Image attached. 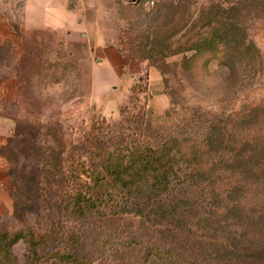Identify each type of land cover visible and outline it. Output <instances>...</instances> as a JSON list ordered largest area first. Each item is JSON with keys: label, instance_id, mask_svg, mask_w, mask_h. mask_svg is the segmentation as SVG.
<instances>
[{"label": "rangeland", "instance_id": "1", "mask_svg": "<svg viewBox=\"0 0 264 264\" xmlns=\"http://www.w3.org/2000/svg\"><path fill=\"white\" fill-rule=\"evenodd\" d=\"M0 1L5 13L9 9L21 40L18 50L11 44L0 45V79L17 81L16 96L0 100V116L11 122L0 146L4 168L0 172V231L12 234L21 227L13 217L11 182L42 168L32 148L39 146L49 154L59 141L73 147L93 125L99 141L142 134L156 143L177 131L180 120H190L186 128L190 131L223 114L264 106V0H187L180 6L175 0H56L53 4L25 0L27 24L43 25L27 31L22 25V0ZM211 10L217 19L225 17L245 26L246 38L255 44L259 58L255 59L251 48L236 51L228 60L205 49L193 50L185 54L192 58L184 70L183 55L172 54L173 48L178 43L199 45L209 37ZM181 17L185 30L177 31ZM134 85L146 93L132 96ZM162 94L167 106L157 113ZM145 127L147 131L141 133ZM44 214L36 202L26 217L33 224ZM85 224L91 238L93 223ZM100 231L102 237L88 238L83 245V254L92 264L135 261L134 254L123 252L125 239L108 240L106 230ZM10 251L14 260L8 264H29L23 242Z\"/></svg>", "mask_w": 264, "mask_h": 264}, {"label": "trees", "instance_id": "2", "mask_svg": "<svg viewBox=\"0 0 264 264\" xmlns=\"http://www.w3.org/2000/svg\"><path fill=\"white\" fill-rule=\"evenodd\" d=\"M186 1L175 0L178 6ZM215 15L208 12L212 32L199 45L173 48L183 55L184 70L192 58L185 54L193 50L228 60L251 48L259 58L245 26ZM178 23L177 31L185 30L184 17ZM135 88L132 96L143 92ZM262 111L241 109L190 131V120H180L177 131L156 143L142 134L99 141L93 125L73 147L59 141L49 154L32 148L42 168L12 179L13 217L21 227L0 231V264L14 260L10 249L19 241L29 264H92L83 254L90 238L85 223H93L89 240L102 237V229L108 240L125 239L123 252L135 260L127 264H264ZM36 202L45 214L32 224L26 214ZM126 221L134 223L127 227Z\"/></svg>", "mask_w": 264, "mask_h": 264}, {"label": "crops", "instance_id": "3", "mask_svg": "<svg viewBox=\"0 0 264 264\" xmlns=\"http://www.w3.org/2000/svg\"><path fill=\"white\" fill-rule=\"evenodd\" d=\"M50 1H51V4H53L56 0L54 1L49 0L48 2ZM1 3L2 2L0 1V45H4L5 43L11 44L15 49L18 50V48L20 47L21 40L17 37L15 30L11 24V19L13 17L8 14L9 9L7 13H5V9H3V7L1 6ZM25 9H26V3H25V0H22V11H23V24L22 25L25 31L31 28L36 29V28L42 27L43 25L41 24L35 27H31L27 24V16L25 14ZM16 53H18V51ZM15 91H17V81L14 80V77L0 79V100L6 99V98L7 99L13 98L14 96H16ZM159 97H160L161 104L160 106H157L159 107L158 109H156L157 113H160L161 111H163L165 107L167 106V97L165 96V94H162ZM10 126H11L10 120H6L5 118L0 116V146L3 144L4 139L8 136V130ZM2 162L3 160H2V157L0 156V172L4 169Z\"/></svg>", "mask_w": 264, "mask_h": 264}]
</instances>
